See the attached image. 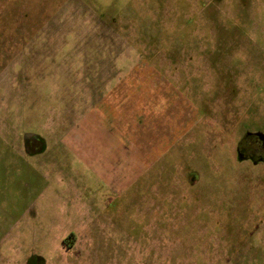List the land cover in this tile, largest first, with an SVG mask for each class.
<instances>
[{
  "label": "rangeland",
  "instance_id": "1",
  "mask_svg": "<svg viewBox=\"0 0 264 264\" xmlns=\"http://www.w3.org/2000/svg\"><path fill=\"white\" fill-rule=\"evenodd\" d=\"M261 141L264 0H0V264H264Z\"/></svg>",
  "mask_w": 264,
  "mask_h": 264
},
{
  "label": "flooded vegetation",
  "instance_id": "2",
  "mask_svg": "<svg viewBox=\"0 0 264 264\" xmlns=\"http://www.w3.org/2000/svg\"><path fill=\"white\" fill-rule=\"evenodd\" d=\"M41 144L40 141L37 140V137L36 136H28L27 138H25V144H24V147H26L25 149H27L28 152H31V151H38V147H37V144ZM261 147L264 149V142L261 141Z\"/></svg>",
  "mask_w": 264,
  "mask_h": 264
}]
</instances>
